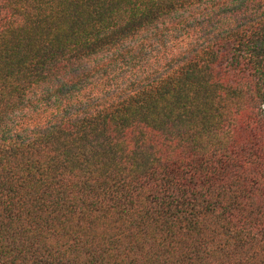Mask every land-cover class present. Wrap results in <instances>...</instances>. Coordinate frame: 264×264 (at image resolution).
Wrapping results in <instances>:
<instances>
[{
    "label": "trees",
    "instance_id": "obj_1",
    "mask_svg": "<svg viewBox=\"0 0 264 264\" xmlns=\"http://www.w3.org/2000/svg\"><path fill=\"white\" fill-rule=\"evenodd\" d=\"M0 264H264V0H0Z\"/></svg>",
    "mask_w": 264,
    "mask_h": 264
}]
</instances>
